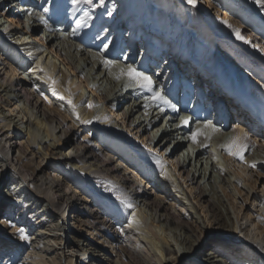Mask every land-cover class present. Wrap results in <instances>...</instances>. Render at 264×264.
Returning <instances> with one entry per match:
<instances>
[{
	"label": "bare ground",
	"instance_id": "1",
	"mask_svg": "<svg viewBox=\"0 0 264 264\" xmlns=\"http://www.w3.org/2000/svg\"><path fill=\"white\" fill-rule=\"evenodd\" d=\"M66 1L0 0V264H264V105L251 91L233 87L236 78L224 76L228 96L220 87L211 100L219 73L214 60L201 89L196 60L192 79L185 77L183 67L191 62L187 44L175 48L177 33L168 42L170 59L162 60L148 50L167 36L159 39L144 29L150 21L161 32L167 10L174 8L192 35H204L214 51L215 36L227 35L228 21L235 39L233 28L263 64L264 8L245 0L250 13L239 17L242 12L226 1L219 18L213 0H197L195 8L187 0L173 6L166 0H117L121 7L109 16L113 0H104L102 11L100 1L92 10V0L79 12L81 3H71L63 17ZM147 3L154 10L143 9ZM225 9L233 11L232 19ZM130 14L119 59L103 45L108 38L120 41ZM133 44L141 48L136 61ZM129 65H142L153 89L173 98L174 77L167 78L174 70L177 94L184 92L176 111L120 75ZM227 109L233 111L230 128ZM244 133L242 162L225 148ZM180 196L192 202L194 217ZM205 228L226 245L204 238Z\"/></svg>",
	"mask_w": 264,
	"mask_h": 264
},
{
	"label": "rangeland",
	"instance_id": "2",
	"mask_svg": "<svg viewBox=\"0 0 264 264\" xmlns=\"http://www.w3.org/2000/svg\"><path fill=\"white\" fill-rule=\"evenodd\" d=\"M63 1H66V0H63ZM71 1L72 0H68V1L63 3L62 8H61V13L63 12L62 13L63 17H65L67 15V9H68L67 6H69L72 3ZM99 1L100 0L94 1L93 4H95V5L92 8L93 11H95L96 6L98 5ZM174 1L175 0H166L167 4H169L170 6H173ZM177 1L182 2V0H177ZM210 1L212 2V0H209V2ZM213 1H217L219 3V6L217 7V9H219V18L223 17V15H220V12H221V9L224 8L223 3L226 1H229L232 5H235V7L238 8L242 12V14H238L236 16L242 17L243 14H249L250 13V10H249L248 6L246 5L245 0H213ZM84 6L85 5L83 3H81V6L79 7L80 10L78 9V12L81 11L82 9H84ZM111 6L112 7L110 9H107V11L105 12L106 13L105 15H109V12L112 14L113 10H118L119 7H121L120 4H118L117 0H113L111 2ZM199 6L202 7L203 5L199 4ZM185 8H187V7L185 6ZM188 8L191 9L192 7H188ZM102 9H103V6H102L100 11H102ZM143 9H145V10L147 9V11L154 10L152 3L144 4ZM206 10H208V9L203 8V11H206ZM225 10H227V12L229 13V17L232 19V16H234L233 11H230L228 9H225ZM119 11L121 13L122 10H119ZM89 13L91 16L89 15L90 17L88 18L87 21H89V19H91L93 17L92 12H88V14ZM128 13H130V12H128ZM88 14H87V16H88ZM216 15H218V12ZM109 16H111V15H109ZM130 16H131V14L127 15V17L123 19L124 20V28L119 33L120 41L117 42L115 39L111 40L110 38L106 39V41H105L106 42L105 45L108 46L107 50L108 51L113 50V56L118 57L119 59H121L122 55H125L123 53V51L119 50V45H120L121 41H123V43L125 44L124 36H126V33L128 31V28H129L128 18ZM74 18H77L76 14H75ZM151 18H153V17H151ZM94 22H96V20ZM144 23H145L144 29L146 30V32H149V31L153 32L152 33L153 36L155 35L159 39H161V38L163 39L167 36V40L166 39L163 40L162 46L153 44L152 46L149 47L148 51H150V54L153 57L162 55L161 56L162 60H164V58H166L167 60L170 59L171 55L168 54V50H167L169 47L168 42L170 41V38L172 37V35H174L175 33H177V34L173 38V41L176 43L175 48L178 51L182 50L184 45L187 44L188 60L191 63L188 66L185 65V67H183V69L186 70L185 77L188 81H190L192 79V77L194 75V70L192 68V64H194V61L196 60L198 62V64L202 67L201 75H203V76L200 77L199 84H198V87L201 89H205V87L207 86V84H206L207 80L206 79H207L208 75H207L206 70L209 68V62L214 60L215 69L219 73H218V76L214 78L215 81H214L213 86L209 85V86L213 87L210 90V94H209V98L211 100L215 99L216 91L220 87H223V88L225 87L224 90L227 91V96H228V93L230 91V85L223 84V83H221L222 81L220 80L221 77L224 76V78L227 81H228V79L236 78L238 80V84L236 82H235L236 84L233 83V87L236 88V85H238V88L240 90H243L245 93L246 92L248 93L249 91H251L252 97H253L252 99L257 101V102H260L261 104L264 105V65H263L264 62H263V64L261 63L262 61H260L258 59V55L252 51V49L249 47L248 43H245L244 41L238 43L236 41L235 37L233 36V34L230 32V30H231L230 28L227 29V35H223L221 33V34L215 36V39L217 41L215 42V49H214V51H212V49H211L212 47H206V45L204 44V41L202 40L204 35L193 36L191 33V28L187 25V23L182 24L181 19L179 18L177 11L174 8L167 10L166 16H165L163 24H162L163 30L161 32L156 26L151 24L150 21H146ZM93 25H94V23H93ZM201 25L203 26V29L205 32L210 27L205 22L202 23ZM116 27H117V25H115V29H116ZM162 32H163V34H161ZM137 34H139V36L142 37V34L139 33V31L137 32ZM142 39H144V36ZM130 41H132V38H130ZM195 41H198V43L196 44ZM102 42H104V41L102 40ZM102 42H100L99 46L102 44ZM105 45H103L104 48H105ZM240 46H242V48ZM247 49L250 53L247 51ZM132 50L133 51L135 50V52L133 54V60L136 61L140 56V50H141L140 45L133 44ZM172 52L173 51H171V53ZM172 59H174V57ZM154 65H155V63H154ZM158 67H159V65H155V67H153V69H154L153 71H156V69H158ZM140 68H141V70H139ZM136 69L138 71L142 72V65H138ZM174 73L175 72L173 70V72L170 73L171 76L168 75V78H167V79H170V77H171V79H172L174 77V83L171 87L172 90L174 91V98L171 95H169V96L164 95V94H162V95L167 100H169L172 105H175L176 107H178V100L177 99L179 98V103L182 102L183 97H184V92L181 91V92H179V95L177 94L178 89H177L176 79H175L176 73L175 74ZM249 77H252L253 79L257 80V83L248 82ZM168 81L169 80H167V82ZM161 82H162V80H161ZM216 86H218V87H216ZM153 88H154V86H153ZM159 92L161 93V90ZM196 95H199V94L197 93ZM224 96H226V95H224ZM195 103H196V101L194 100V104ZM226 111H227V122L226 123H227V126H229V128H230L229 124H231V121H232L230 118L233 116V111H232V109H227ZM246 118L251 119L250 115H248ZM253 120H255V119H253ZM247 126H249V125H247ZM245 127H246V123H245ZM249 127H250L251 132H254V128L251 126H249ZM97 140L98 139H96L95 141H97ZM129 153L135 154V157L137 159H140V156H137V154L135 152H129ZM11 154H12V151H11L10 155ZM13 157H15L14 153H13ZM141 159H143V158L141 157ZM262 180H261V183H264V180L263 181ZM259 186H260V184H259ZM6 187H8V184L5 186V188ZM43 190H46V189L44 188ZM49 194H50V192H49ZM172 194L175 198H179L178 195H175L174 193H172ZM180 198H181L180 199L181 204L183 203V206L185 207L187 214L189 213V215L194 217L196 215L195 214L196 210H194L192 202L185 200L183 196H180ZM0 217H1V215H0ZM183 217H185V219H187V216L183 215ZM205 231H206V237H204V238L211 240L213 242V244H215L216 246L222 245L224 243L222 241V237L220 238V236L219 237L216 236L215 232H213L212 229L205 228ZM223 240H224V238H223ZM233 244L234 243H232L231 246L230 245H227V246L233 247ZM224 245H226V244L224 243ZM137 256H138V254H137Z\"/></svg>",
	"mask_w": 264,
	"mask_h": 264
},
{
	"label": "snow or ice",
	"instance_id": "3",
	"mask_svg": "<svg viewBox=\"0 0 264 264\" xmlns=\"http://www.w3.org/2000/svg\"><path fill=\"white\" fill-rule=\"evenodd\" d=\"M103 2L104 0H100V4L99 6H103ZM72 3L73 5H76V4H79V3H87V4H92V0H72ZM187 3L189 5H191L193 8L196 7L197 5V0H187ZM257 3L259 4V6L261 8H264V0H257ZM45 12L48 11L47 8L44 9ZM109 15H111V13L109 12ZM44 23L46 24L47 21H44ZM223 23L228 26L229 28H231L232 26L230 24H228L227 21H223ZM79 26V25H78ZM235 36H236V39L237 40H242L244 41L245 43H249V41L241 35L239 29H235L233 28L232 29ZM107 47V46H105ZM105 65L106 66H111L113 64V61L111 60H105L104 61ZM120 75H126L129 79V81L134 84L135 86L139 87L140 89H146L148 91H150L152 93V96L151 98L153 100H156V101H159L165 105H168L169 107L172 108L173 111H176V108H175V105H172L170 103L169 100H167L160 92L158 91H155L153 89V82H152V79L151 77H149L148 75H146L145 73L141 72V71H138L136 68L132 67V66H128L127 69H122L121 70V73ZM120 77L118 76L117 79H119ZM49 79H51L49 77ZM53 86L56 84V81L54 79L51 80ZM53 94L54 95H59L56 90H55V87H53ZM60 99H63V97H60ZM68 105H70L72 107V111H73V114L76 116V118L78 120H80V116L79 114L76 112V109H75V105L73 103V101L71 99H69L67 101ZM89 108L92 107L91 104L88 105ZM82 123H89L90 121H84L82 120L81 121ZM184 124H187L188 121L187 119H184ZM206 126H210V125H206ZM200 135L199 132H196V133H193V136H192V140L193 142L195 143L196 142V139H197V136ZM241 139H244L246 140L247 139V133H244L243 137L242 138H236V139H233L225 148V151L228 155L230 156H233L234 158L236 159H239L240 161H244V153L245 151L247 150V145L242 143L241 142ZM157 163H160L159 161H157ZM250 168H255L256 165L255 163H252V164H249L248 165ZM161 168H163V165H161ZM117 199L118 200H121V203L125 205V207L127 208H131L132 207V204L130 202H128L127 200H123L121 199L119 196H117ZM18 234H19V238L21 240H26L27 239V236L25 235L24 233V230L23 229H19L18 230Z\"/></svg>",
	"mask_w": 264,
	"mask_h": 264
}]
</instances>
